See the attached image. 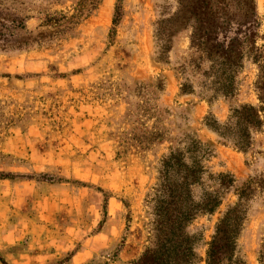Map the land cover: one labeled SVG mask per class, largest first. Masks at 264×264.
I'll return each mask as SVG.
<instances>
[{
	"label": "rangeland",
	"instance_id": "obj_1",
	"mask_svg": "<svg viewBox=\"0 0 264 264\" xmlns=\"http://www.w3.org/2000/svg\"><path fill=\"white\" fill-rule=\"evenodd\" d=\"M237 1L0 0V17L24 26L0 45V264H133L147 202L174 187L200 206L219 201L186 227L195 264L238 203L234 258L264 264V124L247 150L232 145V111L259 105ZM207 3L225 6L221 47ZM252 4L259 47L264 0ZM234 37L242 55L230 69L210 51ZM183 171L193 185L181 186Z\"/></svg>",
	"mask_w": 264,
	"mask_h": 264
},
{
	"label": "trees",
	"instance_id": "obj_2",
	"mask_svg": "<svg viewBox=\"0 0 264 264\" xmlns=\"http://www.w3.org/2000/svg\"><path fill=\"white\" fill-rule=\"evenodd\" d=\"M237 11H240L244 21L239 24V30L242 26H248L242 32V41L238 43H247L251 46L252 58L259 67V76L257 82L258 102L259 105L254 108L252 106H242L232 111L230 121L233 123L235 134L233 135L232 145L242 151L247 150L250 145V133L256 131L264 124V45L255 47L257 32L256 21L253 15L252 0H238ZM210 6V7H209ZM224 5L206 4L210 14L211 23V39L214 40L213 47H221L215 43L217 36L220 34L218 26L219 19L224 17ZM228 9V8H227ZM117 11V10H116ZM118 14V13H116ZM61 18H65L64 16ZM119 16H116L113 25L116 26ZM201 23L197 21V24ZM231 28L230 21H225L223 31ZM196 31L198 28H195ZM22 22L17 19H7L0 17V45L7 48L13 44L18 37L19 31H23ZM14 38V39H13ZM13 39V40H12ZM234 37L225 52V49L214 51L211 49L213 56L220 60L224 66L234 68L241 60V49L232 47L233 42H238ZM209 40V39H207ZM201 43V42H200ZM16 44V43H15ZM199 46V43H197ZM218 49V48H217ZM230 85L222 87L224 94L230 93ZM211 126V125H210ZM217 131V127H213ZM220 135H222L220 133ZM177 154L171 153L168 158L163 160L162 168L166 173L168 169L174 168L173 162L179 157ZM179 167V166H178ZM181 170V169H180ZM178 174V170H174ZM193 172L183 171L181 177V186L193 185ZM175 185V184H174ZM180 188V187H179ZM150 205L148 212L150 232L147 245L143 248L133 264H195L197 258L194 253L195 240L186 232V227L199 214L213 213L219 205L216 197L208 199L205 205H198L192 202V194L190 189H160V193L154 195L147 202ZM243 219V209L238 203L233 209L228 211L217 223L215 233L211 241L207 245L204 264H240L234 258L235 241L240 231Z\"/></svg>",
	"mask_w": 264,
	"mask_h": 264
}]
</instances>
